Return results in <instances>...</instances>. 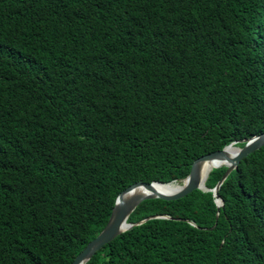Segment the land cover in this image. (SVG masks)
Listing matches in <instances>:
<instances>
[{"label": "trees", "instance_id": "obj_1", "mask_svg": "<svg viewBox=\"0 0 264 264\" xmlns=\"http://www.w3.org/2000/svg\"><path fill=\"white\" fill-rule=\"evenodd\" d=\"M263 133L264 0H0V264H72L123 191ZM220 197L145 201L87 264H264V147Z\"/></svg>", "mask_w": 264, "mask_h": 264}, {"label": "water", "instance_id": "obj_2", "mask_svg": "<svg viewBox=\"0 0 264 264\" xmlns=\"http://www.w3.org/2000/svg\"><path fill=\"white\" fill-rule=\"evenodd\" d=\"M238 144H244L245 146L243 148H239L237 147ZM263 147L264 133L251 139L234 142L222 151L214 152L196 160L192 166L189 176L180 182H174L170 184H147L144 182H139L132 185L118 196L112 215L103 231L83 250V252L75 259L72 264H87L106 245L113 242L125 232L131 230L135 226L142 225L149 220L156 219V217H152L138 224L129 223V219L132 214L145 201L156 199L164 201H177L189 196L195 191L200 190L203 192H212L216 199L218 208H222L224 206V201L220 197V189L223 183L232 174V172L238 169L243 159L247 158L249 155L255 153ZM231 149H238L234 157L229 156L228 151ZM208 162L217 163V166L214 169H220L222 167L227 168V172L214 189H209L206 186V182L211 173L210 172L209 175L205 177L204 166ZM173 184H178L181 187L180 190L174 194L160 193L155 190L156 186H169ZM166 219H168V217H166ZM191 224L196 226L194 223Z\"/></svg>", "mask_w": 264, "mask_h": 264}, {"label": "bare ground", "instance_id": "obj_3", "mask_svg": "<svg viewBox=\"0 0 264 264\" xmlns=\"http://www.w3.org/2000/svg\"><path fill=\"white\" fill-rule=\"evenodd\" d=\"M238 149H231L228 151L230 157H234L235 154L237 153ZM217 166V163L215 162H208L205 164V177L209 175L210 172ZM180 185L178 184H173L169 186H156L155 190H157L160 193H165V194H174L178 190H180Z\"/></svg>", "mask_w": 264, "mask_h": 264}]
</instances>
